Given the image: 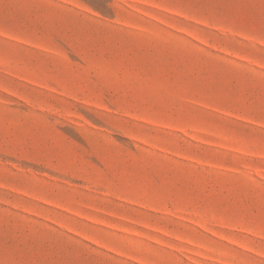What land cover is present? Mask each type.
I'll use <instances>...</instances> for the list:
<instances>
[{
	"label": "rangeland",
	"instance_id": "obj_1",
	"mask_svg": "<svg viewBox=\"0 0 264 264\" xmlns=\"http://www.w3.org/2000/svg\"><path fill=\"white\" fill-rule=\"evenodd\" d=\"M0 264H264V0H0Z\"/></svg>",
	"mask_w": 264,
	"mask_h": 264
}]
</instances>
